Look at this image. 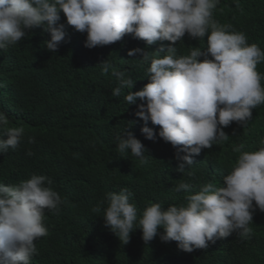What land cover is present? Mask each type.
I'll list each match as a JSON object with an SVG mask.
<instances>
[{
	"label": "clouds",
	"instance_id": "9594fccd",
	"mask_svg": "<svg viewBox=\"0 0 264 264\" xmlns=\"http://www.w3.org/2000/svg\"><path fill=\"white\" fill-rule=\"evenodd\" d=\"M240 1L0 0V264L253 263L264 44ZM74 70L119 124L103 143L61 104Z\"/></svg>",
	"mask_w": 264,
	"mask_h": 264
},
{
	"label": "trees",
	"instance_id": "16d2710c",
	"mask_svg": "<svg viewBox=\"0 0 264 264\" xmlns=\"http://www.w3.org/2000/svg\"><path fill=\"white\" fill-rule=\"evenodd\" d=\"M233 1L236 0H223L224 3H231ZM242 2L244 4V8H261L262 11H253L250 13L244 12L237 17H253L258 20L259 24L245 22L233 25L232 27L239 32L249 31L256 40L264 44V0H242ZM199 43L200 42L184 38L181 42L180 50L183 53H187L192 47L197 46ZM67 80L72 83L73 94L64 98L61 103L62 106L74 109L75 105H77L76 96L78 93L82 97L86 106V110L83 111V116L80 120L81 127L78 126L81 129L76 131V135L78 136L77 138H79L78 142L82 144L98 140H100L101 143L105 142L109 137L107 130L119 125L115 122V120L112 121L103 117L102 108L107 107L110 104V102L104 101L106 94L102 95L103 100L99 103L98 96L96 98L95 94H90L88 92L89 86L87 85V82L84 81V77L79 71H72ZM253 115L254 119H251L246 127L243 128L240 126V128L249 132V134L252 133L253 137L260 138L264 136V104L258 105L253 110ZM122 129L123 128H119V132H117L113 138H116L118 133L122 134ZM255 129L262 132L254 133ZM250 227L253 229V232L250 235L253 236V238L243 244L234 243L233 250L237 253H241V251L246 248L253 256V263L247 264H264V218L253 217V223ZM63 238L69 241L77 240L79 236L75 233V227L67 228L63 232Z\"/></svg>",
	"mask_w": 264,
	"mask_h": 264
},
{
	"label": "bare ground",
	"instance_id": "6f19581e",
	"mask_svg": "<svg viewBox=\"0 0 264 264\" xmlns=\"http://www.w3.org/2000/svg\"><path fill=\"white\" fill-rule=\"evenodd\" d=\"M103 259H105V258H103Z\"/></svg>",
	"mask_w": 264,
	"mask_h": 264
}]
</instances>
